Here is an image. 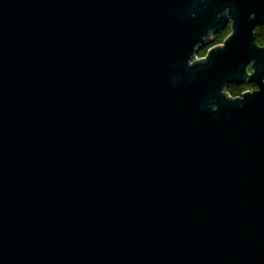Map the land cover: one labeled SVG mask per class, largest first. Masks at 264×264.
Returning <instances> with one entry per match:
<instances>
[{
    "label": "water",
    "instance_id": "obj_1",
    "mask_svg": "<svg viewBox=\"0 0 264 264\" xmlns=\"http://www.w3.org/2000/svg\"><path fill=\"white\" fill-rule=\"evenodd\" d=\"M263 24L264 0H0V264H264Z\"/></svg>",
    "mask_w": 264,
    "mask_h": 264
},
{
    "label": "trees",
    "instance_id": "obj_2",
    "mask_svg": "<svg viewBox=\"0 0 264 264\" xmlns=\"http://www.w3.org/2000/svg\"><path fill=\"white\" fill-rule=\"evenodd\" d=\"M230 34H231L230 25H227L224 28L219 29L216 33L213 34L210 45L200 50L197 53L196 57L198 59L204 58L208 50L221 46ZM254 39L257 46L264 47V24L260 27H257L254 30ZM248 71L251 72V69L249 68ZM254 90L255 87L252 84H248V83H244L241 85L233 84L227 86L225 93L228 97L235 99L241 97L244 93L252 92Z\"/></svg>",
    "mask_w": 264,
    "mask_h": 264
},
{
    "label": "rangeland",
    "instance_id": "obj_3",
    "mask_svg": "<svg viewBox=\"0 0 264 264\" xmlns=\"http://www.w3.org/2000/svg\"><path fill=\"white\" fill-rule=\"evenodd\" d=\"M197 60V59H196Z\"/></svg>",
    "mask_w": 264,
    "mask_h": 264
}]
</instances>
